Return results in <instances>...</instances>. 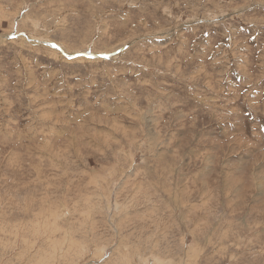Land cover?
Wrapping results in <instances>:
<instances>
[{"label":"rangeland","instance_id":"1","mask_svg":"<svg viewBox=\"0 0 264 264\" xmlns=\"http://www.w3.org/2000/svg\"><path fill=\"white\" fill-rule=\"evenodd\" d=\"M0 264H264V0H0Z\"/></svg>","mask_w":264,"mask_h":264},{"label":"snow or ice","instance_id":"2","mask_svg":"<svg viewBox=\"0 0 264 264\" xmlns=\"http://www.w3.org/2000/svg\"><path fill=\"white\" fill-rule=\"evenodd\" d=\"M53 47H57L56 45H53Z\"/></svg>","mask_w":264,"mask_h":264}]
</instances>
